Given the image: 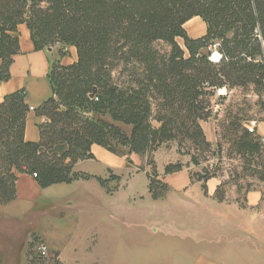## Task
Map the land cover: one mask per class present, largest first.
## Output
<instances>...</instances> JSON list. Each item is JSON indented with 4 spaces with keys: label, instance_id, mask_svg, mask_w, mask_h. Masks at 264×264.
Returning <instances> with one entry per match:
<instances>
[{
    "label": "trees",
    "instance_id": "obj_1",
    "mask_svg": "<svg viewBox=\"0 0 264 264\" xmlns=\"http://www.w3.org/2000/svg\"><path fill=\"white\" fill-rule=\"evenodd\" d=\"M194 16L207 25L196 38L185 28ZM21 23L30 28L36 49L58 42L74 46L77 59L51 62L52 96L35 109L46 117L38 141L25 139V89L0 101V204L16 197L20 173L35 175L42 187L91 178L106 187L109 179L119 180L111 170L103 178L74 169L95 158L94 144L146 157L149 192L161 199L170 186L158 172L156 151L172 140L180 147L209 145L201 121L213 115L218 90L252 88L264 106V0H0L2 81L20 52ZM159 41L169 51H161ZM237 129L236 152L264 180V142L247 126ZM183 169L182 162H169L164 174ZM197 175L206 182L215 177ZM219 186L214 196L222 201Z\"/></svg>",
    "mask_w": 264,
    "mask_h": 264
},
{
    "label": "rangeland",
    "instance_id": "obj_2",
    "mask_svg": "<svg viewBox=\"0 0 264 264\" xmlns=\"http://www.w3.org/2000/svg\"><path fill=\"white\" fill-rule=\"evenodd\" d=\"M178 41L183 44L182 39ZM156 46L163 52L170 49L163 41L157 42ZM52 47L62 50L63 54L69 52L63 51V45L58 42ZM212 106L213 115L201 121L209 145L196 148L186 142L180 147L178 141L172 140L164 143L162 147L165 148H159L155 154L161 178L165 177L164 168L168 162L184 164L183 171L166 178V183L169 184L170 180L174 183L169 185L170 189L163 198L153 199L149 192L147 173L151 166L143 156L135 160L128 158L126 163L130 166L113 170L120 176L119 180L109 179L106 187L96 183V187L90 185L88 188L87 193L92 195L94 202L106 211V224L109 221L118 227L122 237L130 234L133 237L131 242L136 245L130 253L133 256L136 252V255L130 264H165L170 256L177 258L175 253L181 243L198 234L203 235L210 228L217 230V236H232L237 246L248 244L250 256L258 257V264H263L264 180L245 165L247 161L236 152L235 140L240 135L237 126L248 127L252 121L264 119V106L252 88L218 90ZM123 127L130 130L126 125ZM190 154L199 158V165L191 162ZM88 167L103 178H109L107 170L100 172L97 163L92 162ZM206 172L215 176L211 182H218L220 186L216 195L225 196V203L208 195L209 180H199L197 175ZM184 180H190L188 185L184 189L178 188L176 183ZM108 188L114 190L109 192ZM252 192L256 194L254 201L249 197ZM40 239V236L33 237L32 248ZM37 259L43 262L48 258ZM101 264L110 263L102 260Z\"/></svg>",
    "mask_w": 264,
    "mask_h": 264
},
{
    "label": "crops",
    "instance_id": "obj_3",
    "mask_svg": "<svg viewBox=\"0 0 264 264\" xmlns=\"http://www.w3.org/2000/svg\"><path fill=\"white\" fill-rule=\"evenodd\" d=\"M185 28L191 37L196 38L206 33L207 25L200 16H194L186 22ZM17 33L20 52L14 56L10 66V78L0 80V101L11 92L25 89L27 104L36 109L52 96L48 77L51 62L58 59L63 64L72 63L77 59V51L70 45H63V51L69 50L63 55L55 47L52 50L36 49L27 23H21ZM45 121L46 117L38 115L36 110H29L25 139L38 141L39 125ZM248 127L260 138L264 137L263 120L252 121ZM92 152L95 158L78 161L74 167L76 171L100 176L88 165L95 162L100 166V172L107 170L109 173V170L113 172L121 166H130L126 163L128 158L135 160L141 157L130 153L127 148L117 155L98 144L92 146ZM169 176L171 174L162 179L166 181ZM190 180L176 183V186L184 189ZM211 180L208 181V195L214 198L218 182ZM96 183L100 185L97 179L91 178L42 187L33 174L20 173L16 197L0 204V264H101L102 260L110 264H130L136 255L135 252L131 256L130 252L136 244L131 242V234L122 237L118 227L109 221L106 224V211L87 193L90 185L96 187ZM172 183L170 180L169 185ZM249 197L254 201L255 192L250 193ZM216 233V229L210 228L203 235L188 238L178 247L175 253L177 258L170 256L165 264H258L259 258L250 256L248 244L237 246L232 236L226 237V234L222 237ZM34 236H40L49 247L46 261L32 260Z\"/></svg>",
    "mask_w": 264,
    "mask_h": 264
},
{
    "label": "built area",
    "instance_id": "obj_4",
    "mask_svg": "<svg viewBox=\"0 0 264 264\" xmlns=\"http://www.w3.org/2000/svg\"><path fill=\"white\" fill-rule=\"evenodd\" d=\"M29 110H35L34 106H29ZM249 129L254 131L251 128H249ZM260 139L262 142H264V137L263 138L261 137ZM32 252L37 257H41V258H48L49 257V247L43 239H40L38 242H36V246H34V248H32Z\"/></svg>",
    "mask_w": 264,
    "mask_h": 264
},
{
    "label": "bare ground",
    "instance_id": "obj_5",
    "mask_svg": "<svg viewBox=\"0 0 264 264\" xmlns=\"http://www.w3.org/2000/svg\"><path fill=\"white\" fill-rule=\"evenodd\" d=\"M219 57H220V53L216 51V52L213 54L212 59L217 61V59H218Z\"/></svg>",
    "mask_w": 264,
    "mask_h": 264
},
{
    "label": "water",
    "instance_id": "obj_6",
    "mask_svg": "<svg viewBox=\"0 0 264 264\" xmlns=\"http://www.w3.org/2000/svg\"><path fill=\"white\" fill-rule=\"evenodd\" d=\"M49 50H52V47L49 48ZM94 95V93L92 94V96Z\"/></svg>",
    "mask_w": 264,
    "mask_h": 264
}]
</instances>
